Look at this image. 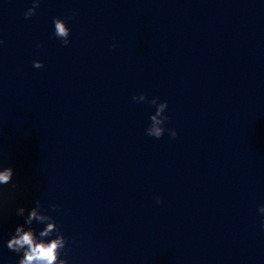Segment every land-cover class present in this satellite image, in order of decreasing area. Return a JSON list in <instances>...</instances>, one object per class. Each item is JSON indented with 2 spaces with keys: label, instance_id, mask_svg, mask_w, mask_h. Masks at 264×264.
Here are the masks:
<instances>
[{
  "label": "clouds",
  "instance_id": "clouds-1",
  "mask_svg": "<svg viewBox=\"0 0 264 264\" xmlns=\"http://www.w3.org/2000/svg\"><path fill=\"white\" fill-rule=\"evenodd\" d=\"M32 6L24 12L25 19H30L36 14V11L41 3V0H31ZM75 16L73 13L72 19ZM54 24V36L61 40L64 46L70 43V29L67 26L65 19L53 18ZM3 41H0L2 44ZM34 68H42L43 64L39 60L33 61ZM147 99L146 95L141 93L138 96H133V100L136 102H142ZM150 104L154 105L156 110L155 113L150 116V126L146 129V134L156 139L161 138L165 131H168L170 137L175 138L177 131L175 129H166L165 124L169 117L165 114L168 108L167 101L159 102L158 97H154L149 101ZM13 169L11 167L0 168V185H7L12 182ZM3 192L0 191V201H2ZM157 203H160V198L157 197ZM59 205L52 204L51 209L57 211ZM258 212L264 217V205L258 208ZM25 209L23 207L17 209V215L23 216ZM33 221L47 222V227L43 231L39 232V237H50L55 233V238L50 239L49 242H45L43 239H38L31 230ZM25 226H29V230H25ZM261 227L264 228V220H262ZM66 238L61 233L56 221L52 216L46 214L41 209V203L39 200L35 202L33 207L24 224L16 227L14 234L7 241V248L15 253H23L19 259L18 264H67L65 259L61 258V251L66 247Z\"/></svg>",
  "mask_w": 264,
  "mask_h": 264
}]
</instances>
